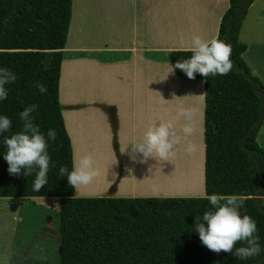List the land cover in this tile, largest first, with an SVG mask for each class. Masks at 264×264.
<instances>
[{
	"label": "trees",
	"instance_id": "16d2710c",
	"mask_svg": "<svg viewBox=\"0 0 264 264\" xmlns=\"http://www.w3.org/2000/svg\"><path fill=\"white\" fill-rule=\"evenodd\" d=\"M254 0H228L217 38L231 46L232 68L226 75L195 74L185 80L205 79V191L206 194L244 196V211L256 222L262 255L240 261L229 253L204 246L193 231L196 217L207 209L200 198H76L60 165L71 168L73 149L63 107L60 79L72 18L73 0H0V67L13 71L8 96L0 101V114L21 126L18 113L34 104L33 122L56 139L49 143L47 183L32 191L34 173L10 175L0 156V198H61L60 252L50 263L32 256L22 259L14 251L11 264H264V148L257 134L264 119V85L252 76L242 54L246 45L240 32ZM172 51V65L187 58ZM68 53L65 51V60ZM46 86L40 93L34 82ZM236 246H239L238 244Z\"/></svg>",
	"mask_w": 264,
	"mask_h": 264
},
{
	"label": "crops",
	"instance_id": "0c3cea01",
	"mask_svg": "<svg viewBox=\"0 0 264 264\" xmlns=\"http://www.w3.org/2000/svg\"><path fill=\"white\" fill-rule=\"evenodd\" d=\"M228 7V0H73L60 102L73 158L90 153L98 170L74 197L206 196L205 79L169 73L170 54L183 50L193 35L217 37ZM240 41L251 75L264 85V0L250 5ZM159 122L172 124L173 149L165 160L141 162L128 147ZM257 142L264 148V119ZM162 176L166 181L159 183ZM260 199L264 205V196ZM0 241L1 254H11V234Z\"/></svg>",
	"mask_w": 264,
	"mask_h": 264
},
{
	"label": "clouds",
	"instance_id": "9594fccd",
	"mask_svg": "<svg viewBox=\"0 0 264 264\" xmlns=\"http://www.w3.org/2000/svg\"><path fill=\"white\" fill-rule=\"evenodd\" d=\"M190 53L187 58H178L170 66V71L180 69L189 79L195 74L207 78L209 75H226L232 68L230 60L231 46L217 37L205 40L199 35H193L190 43L183 49ZM16 79L13 71L7 67H0V101L8 96L7 85ZM34 87L45 93V85L34 82ZM36 105L23 107L18 116L21 126L18 131H11L12 121L6 115L0 114V156L6 161L7 171L10 175L23 174L28 177L34 173L32 191L38 192L47 183V173L50 167L48 145L56 139V131L47 129L41 131L40 126L33 122L32 113ZM182 114V113H181ZM184 133L190 129L185 127ZM175 143L173 126L171 123L159 122L147 127L143 138L137 143L129 145L131 153H138L141 162L148 158L165 160L170 155ZM134 158V157H133ZM92 154L87 153L74 157L71 168L60 165L59 177H66L68 184L75 190L80 186L88 185L98 175L94 166ZM155 195V190L153 192ZM207 209L197 218L193 231L198 233L200 242L209 250L219 253L223 250L244 261L262 255L256 222L244 211V196L232 194H206ZM19 220V217H15ZM239 246H236V245ZM0 264H11V254H0Z\"/></svg>",
	"mask_w": 264,
	"mask_h": 264
},
{
	"label": "rangeland",
	"instance_id": "374dc122",
	"mask_svg": "<svg viewBox=\"0 0 264 264\" xmlns=\"http://www.w3.org/2000/svg\"><path fill=\"white\" fill-rule=\"evenodd\" d=\"M194 162L197 165L196 157ZM163 180L166 181V177L158 179L159 183ZM57 200L41 197L10 202L9 199H0V240L11 234V254L16 251L23 260L32 256L50 263L57 262L60 252V203ZM2 250L0 241V254Z\"/></svg>",
	"mask_w": 264,
	"mask_h": 264
}]
</instances>
